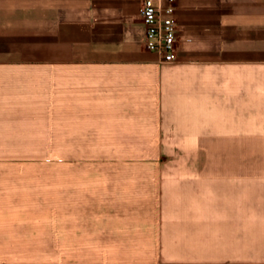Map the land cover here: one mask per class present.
Segmentation results:
<instances>
[{
    "label": "crops",
    "instance_id": "0c3cea01",
    "mask_svg": "<svg viewBox=\"0 0 264 264\" xmlns=\"http://www.w3.org/2000/svg\"><path fill=\"white\" fill-rule=\"evenodd\" d=\"M3 1L0 15L52 16L31 45L68 48L23 62L82 64V143L154 160L82 198V260L11 264H264V0H176L173 63L145 47L142 0Z\"/></svg>",
    "mask_w": 264,
    "mask_h": 264
},
{
    "label": "rangeland",
    "instance_id": "374dc122",
    "mask_svg": "<svg viewBox=\"0 0 264 264\" xmlns=\"http://www.w3.org/2000/svg\"><path fill=\"white\" fill-rule=\"evenodd\" d=\"M13 3L1 6L10 12ZM50 17L0 15L7 28L0 46L7 61V104L0 119V215L6 239H1L0 263L82 260V198L94 199L97 178L110 176L111 169L115 177L154 161L98 157L102 149L124 148L82 143V64L23 62L32 55L69 53L64 47L33 46L24 37L45 34L44 20Z\"/></svg>",
    "mask_w": 264,
    "mask_h": 264
},
{
    "label": "built area",
    "instance_id": "2783aa9c",
    "mask_svg": "<svg viewBox=\"0 0 264 264\" xmlns=\"http://www.w3.org/2000/svg\"><path fill=\"white\" fill-rule=\"evenodd\" d=\"M140 15L145 25V47L163 63H173L178 56L176 0H142Z\"/></svg>",
    "mask_w": 264,
    "mask_h": 264
}]
</instances>
